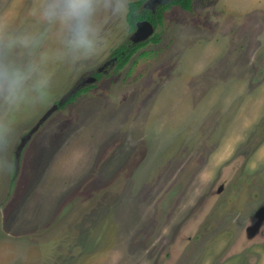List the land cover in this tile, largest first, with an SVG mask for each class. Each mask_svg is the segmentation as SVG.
<instances>
[{
  "label": "rangeland",
  "instance_id": "obj_1",
  "mask_svg": "<svg viewBox=\"0 0 264 264\" xmlns=\"http://www.w3.org/2000/svg\"><path fill=\"white\" fill-rule=\"evenodd\" d=\"M36 3L0 0V59L35 67L29 98L40 80L50 92L42 105L0 99V264H264V218L247 219L264 204V82L251 79L264 0L171 4L123 66L71 102L134 29L100 12L107 46L73 63ZM219 185L186 232V214Z\"/></svg>",
  "mask_w": 264,
  "mask_h": 264
},
{
  "label": "clouds",
  "instance_id": "obj_2",
  "mask_svg": "<svg viewBox=\"0 0 264 264\" xmlns=\"http://www.w3.org/2000/svg\"><path fill=\"white\" fill-rule=\"evenodd\" d=\"M133 0H38L31 9L32 15L44 24L54 26L63 38L66 55L73 63L86 61L99 55L107 46L98 23L100 12H107L126 21ZM5 26L0 22V34ZM10 41L8 47L15 44ZM27 45V41H24ZM36 71L33 65L17 67L0 59V99L9 106L23 102L45 104L50 99L48 81L40 80L31 85L37 95L28 97L29 82ZM9 129L0 124V146L7 143Z\"/></svg>",
  "mask_w": 264,
  "mask_h": 264
},
{
  "label": "trees",
  "instance_id": "obj_3",
  "mask_svg": "<svg viewBox=\"0 0 264 264\" xmlns=\"http://www.w3.org/2000/svg\"><path fill=\"white\" fill-rule=\"evenodd\" d=\"M143 0L134 1L131 5V12L129 13L127 19L129 22L130 28H134V22L139 19H146L150 21L154 26H157L162 18L163 11L165 8L170 6L171 4H176L181 8L190 10L192 7V0H170L164 6L157 5L153 10L148 7H143L141 5ZM161 5V4H160ZM139 7V9H137ZM154 40L156 37L154 36ZM146 42H140L138 44H122L113 50V54L116 55V66H123L131 57V55L143 44ZM82 89L74 92L69 98L67 102H71L77 94ZM66 103V102H65Z\"/></svg>",
  "mask_w": 264,
  "mask_h": 264
},
{
  "label": "flooded vegetation",
  "instance_id": "obj_4",
  "mask_svg": "<svg viewBox=\"0 0 264 264\" xmlns=\"http://www.w3.org/2000/svg\"><path fill=\"white\" fill-rule=\"evenodd\" d=\"M149 1H151V0H149ZM148 0H146V2H149ZM154 0H152V2H153ZM156 1V0H155ZM155 3H157V1L156 2H153V3H151L150 4V6L149 5H143V7H148V8H150V9H154L156 6H155ZM139 20H146V19H139ZM138 20H136L135 22H134V28L133 29H135V23L137 22ZM148 21V20H147ZM150 22V21H149ZM151 23V22H150ZM152 24V23H151ZM152 26H153V28L155 29V27L156 26H154L153 24H152ZM131 37V36H130ZM143 41H147L146 39L145 40H143ZM143 41H138V42H133L131 39H130V41L129 42H127V44H131V43H133V44H138V43H140V42H143ZM126 44V43H125ZM116 55H114L113 54V52H112V54H111V56L109 57V60H110V62H107L108 60H106L105 62H107L108 64L105 66V67H103V66H101V67H99V68H97L92 74H91V76H93L95 79H94V83L95 82H97L98 81V79L100 78V73H102V72H104L105 70H106V67H112L114 64H116ZM104 62V63H105ZM90 76V75H89ZM84 87V86H83ZM80 89H82L81 87L80 88H78L76 91H78V90H80ZM76 91H74V92H76ZM76 97V96H75ZM67 101H68V99H67ZM226 171V170H225ZM221 190V188H220V185L219 186H217L216 188H212V190H211V192L207 195L206 194V197H204L202 200H201V204L199 203V204H195L194 205V208H193V210H192V212H189L188 214H186V217H185V219H184V221L186 222L189 218H191L192 217V215H193V213H194V215L193 216H195V217H193L192 219H190L189 220V223H190V225H187L186 226V228L184 229V230H186V232H191V229L193 230V224L195 225V226H197V224H196V222H197V220L198 219H200L201 218V216H202V214H203V212H205L207 209H209L210 207H211V205L213 204V202H215V200H216V197H217V195H218V191H220ZM191 211V210H190ZM196 212V213H195ZM198 213H200V214H198ZM255 213V215H253L252 216V218L250 219V216L247 218L248 219V222H250V220L251 221H253V220H255V218H256V220L254 221L255 223H256V226H259L261 223H262V220H263V218H264V204H261L257 209H256V211L254 212ZM261 222V223H260ZM193 223V224H192ZM183 224V223H182ZM252 225H254V224H252ZM248 232V230L246 231V233Z\"/></svg>",
  "mask_w": 264,
  "mask_h": 264
},
{
  "label": "water",
  "instance_id": "obj_5",
  "mask_svg": "<svg viewBox=\"0 0 264 264\" xmlns=\"http://www.w3.org/2000/svg\"><path fill=\"white\" fill-rule=\"evenodd\" d=\"M153 26L152 24L147 21V20H138L135 23V29L133 31L132 34V41L133 42H138V41H143L145 39H147L153 32ZM107 62H110V60H108ZM95 78L93 76H87L86 78L82 77L81 80L78 82L80 84L77 83V85L72 88L68 94L64 97L63 100H65L66 98H68L72 93H74V91H76L79 87V85L83 84L84 82H92ZM62 100V101H63ZM61 100L58 101V103L53 104L42 116L41 118L37 121V123L28 131V133L24 134L20 141L19 144L17 146V150L15 152V156L18 155L20 149L25 145V142L29 139L31 133L39 126V124L47 117V115L49 113H51L56 107L57 104H60Z\"/></svg>",
  "mask_w": 264,
  "mask_h": 264
},
{
  "label": "crops",
  "instance_id": "obj_6",
  "mask_svg": "<svg viewBox=\"0 0 264 264\" xmlns=\"http://www.w3.org/2000/svg\"><path fill=\"white\" fill-rule=\"evenodd\" d=\"M254 66H255L254 67L255 70H254V73H253V76L251 77V79H252V82L256 83L257 85H260L262 82H264V53L263 52H259L257 54V56L255 58ZM239 72H241V70ZM232 74H233V72H232ZM241 78H242V76H241ZM225 172L228 173L227 170Z\"/></svg>",
  "mask_w": 264,
  "mask_h": 264
}]
</instances>
